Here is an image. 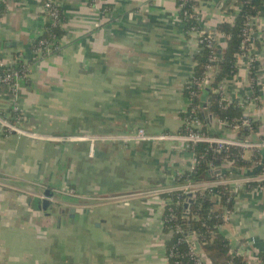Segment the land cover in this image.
Here are the masks:
<instances>
[{
    "label": "crops",
    "instance_id": "obj_1",
    "mask_svg": "<svg viewBox=\"0 0 264 264\" xmlns=\"http://www.w3.org/2000/svg\"><path fill=\"white\" fill-rule=\"evenodd\" d=\"M44 1H5L0 58L29 65L19 89L26 129L89 139L36 141L9 135L0 124V264H167L166 201L135 194L173 186L177 174L190 171L193 155L180 140L112 137L140 129L151 136L180 134L199 35L186 31L176 0H58L61 50L34 60L33 44L49 24ZM227 1L196 0L200 26L216 31L235 19L237 6ZM255 31L249 58L240 55L237 72L222 82L227 101L259 125L246 139L251 143L264 140V3ZM217 38L224 46L225 38ZM250 57L259 64L257 100ZM10 103L9 89L0 88V115L7 119ZM208 124L210 137L242 141L239 131L216 118ZM255 151L264 159V149ZM255 151L244 150L243 159L252 162ZM262 166L235 167L233 176L251 181L235 194L232 219L221 230L248 264L264 254V188L252 186ZM68 188L75 198L61 206L54 200L43 211L45 191L58 199L56 193Z\"/></svg>",
    "mask_w": 264,
    "mask_h": 264
},
{
    "label": "trees",
    "instance_id": "obj_2",
    "mask_svg": "<svg viewBox=\"0 0 264 264\" xmlns=\"http://www.w3.org/2000/svg\"><path fill=\"white\" fill-rule=\"evenodd\" d=\"M6 0H0V17L6 10ZM177 1V6L179 7L180 0ZM45 3V1H44ZM43 3V5H44ZM264 0H229L226 5H234L240 7L241 10L237 12L234 22L224 21L218 25L216 29V36H224L226 43L224 46L218 40V49L216 50L217 61L213 63L214 66V77L208 87L204 90H198L195 87L189 88L187 84L185 88V96L191 101L190 107L187 112L182 116L183 120L189 122L190 117H197L202 123V132L206 133L208 136H214L209 130L208 119L209 117H214L220 122L224 123L228 128H234L235 125H239V136L242 141H246L247 137L252 135L259 129V125L256 121L250 118L251 125L249 128L242 125L245 119L244 110L242 106L238 103H220L222 95V82L225 78L234 76L237 72V60L238 57L244 52L242 50V42L245 39L242 33L243 27L247 23L251 22L250 19H256L258 17L260 8ZM91 4V3H90ZM198 3L194 0L189 5L185 7V10H191V6ZM61 14L62 22L64 20L62 16L61 7L58 9ZM180 18L186 25V31L189 32L191 28L196 27L199 29H204L200 26L197 17L192 19H185L183 16V11L179 10ZM45 15V14H44ZM46 16V15H45ZM63 37L61 27L52 28L50 24H47V30H45L42 37H40L33 46L37 45L42 39H47L53 42L55 39L59 40ZM218 39V38H217ZM199 52L194 58V75L197 78L201 76L207 69L209 65V54L210 51L201 44ZM59 52V51H58ZM57 52V53H58ZM259 64L254 60L250 67V78L252 80L253 94L252 98L258 99L260 95V87L256 81V72L258 71ZM1 73V72H0ZM191 80V79H190ZM190 82V81H189ZM188 82V83H189ZM195 91V95L192 96L191 92ZM206 104L205 106L203 104ZM195 108V114H192V110ZM12 118V113L10 112ZM185 132V125H183L180 133ZM189 151L196 155L199 159L193 173L186 171L180 173L177 178L180 184H184L187 181L192 183L201 182H214L222 177V173L218 169L211 167L210 163H213L216 167H221L225 162H231L234 167H257L260 163H263L262 168L259 170L261 175L264 171V159L259 152H254V157L252 162H247L243 159V150L239 148H232L230 151L223 149L217 153L214 157L212 151H210L209 146L205 143L198 144ZM206 155V157H205ZM254 187L264 188V181L252 184ZM221 197V210L218 213H210L212 208V203L209 197L204 199H199L194 201L188 207L189 214L186 218L182 219L183 212L187 205L185 202L187 196L180 195L179 193H174L170 196H164V199L171 198L176 202L180 201V205H174L178 217L179 223L185 224L192 231H197L200 233L206 241L202 246L203 254L210 264H247V260L243 256H232L230 241L219 229L222 224V220L218 215H221L225 209L230 211L234 210L235 207V197L231 193L229 187H219L218 188ZM167 214V212H165ZM197 216L199 219H195ZM178 236L174 239L169 240L166 243L167 251L170 250L177 243ZM179 250L184 254L188 251L186 244H181L177 246ZM259 260L264 264V254H260ZM182 264H194L189 259H183Z\"/></svg>",
    "mask_w": 264,
    "mask_h": 264
},
{
    "label": "built area",
    "instance_id": "obj_3",
    "mask_svg": "<svg viewBox=\"0 0 264 264\" xmlns=\"http://www.w3.org/2000/svg\"><path fill=\"white\" fill-rule=\"evenodd\" d=\"M98 0H90L91 5H96ZM194 0H180L178 9L183 11V16L185 19L196 18L197 16V5L193 4L191 10H185V7L189 5ZM196 1V0H195ZM60 8L58 0H45V3L42 7L44 17L47 19L48 23L52 28L62 27V18L58 9ZM238 12L241 10L240 7H237ZM235 19H232L231 22H234ZM255 20L250 19L251 22L247 23L242 29L243 36L245 39L242 42V50L244 51L241 55L245 58L248 56V46L254 41L256 35L255 31ZM189 32H196L199 35V46L204 44L205 47L210 51L209 54V65L207 66L206 71L199 77H192L188 83V87H195L198 90H204L208 87L210 82L214 77V66L213 63L217 61L216 50L218 49V39L215 35L211 34L205 29H199L196 27L191 28ZM224 37V36H223ZM61 50V39L54 40L53 42L42 39L38 42L37 45L32 47V55L34 60H38L40 57L50 56L57 53ZM249 58V56H248ZM249 60V59H248ZM255 58L250 57V65L254 62ZM251 67V66H250ZM0 88L7 87L10 93V112L12 113V118L9 119L2 117L0 115V124L6 129L7 134H16L18 136L28 137L32 140H52L56 142H76L89 139L88 137L79 136V137H45L39 135L38 133L32 132L24 127L26 122V117L22 108L19 104V89L20 82L24 79H27L29 76V65L25 64L22 61L16 62H6L0 58ZM222 89V87H221ZM195 91H192V96L195 95ZM220 103H229L224 96L223 89L220 99ZM192 114H195V108L191 109ZM190 121H184L185 132L180 133L179 135H169L164 134L160 136H151L146 133L144 129L138 130L136 133L125 135V136H114L113 140L123 141V142H157V141H168V140H180L185 142L187 149H191L194 146L205 143L209 146L210 151L213 152L214 157L223 149L230 151L232 148H239L241 150H260L264 149V140L259 143H251L248 141H238V140H226L218 139L208 136L206 133L202 132V123L197 117H190ZM242 125L249 128L251 125V120L249 117H245L242 122ZM240 126L235 125L233 130L239 131ZM105 137H100L98 139H104ZM193 163L190 169V172L193 173L199 159L193 154ZM206 157V155H205ZM243 157V154H242ZM211 167L218 169L222 173V177L214 182H201V183H192L187 181L184 184H180L176 177L180 174H177L175 177V182L173 186L161 188L157 191L150 192V195L153 196H170L174 193H179L180 195L187 196L186 204L187 207L183 212L182 219L186 218L189 214L188 207L194 201L199 199H204L209 197L212 203V208L210 213H218L221 210V197L218 188L219 187H229L231 193L234 195L244 188L250 180L239 179L235 176L234 165L229 161L225 162L221 167H216L213 163H210ZM223 167H227V172ZM258 182L264 181V171L261 175L256 178ZM72 196H76L75 192L70 193ZM149 194V193H148ZM166 201V209L164 211L162 225L164 231L167 233L169 240L178 236L177 243L167 252V264H182L183 259H189L194 264H210L203 254L202 246L204 245L206 239L197 231H192L186 227V223H179L178 214L173 208L174 205H180V201L174 202L173 199L168 198ZM167 212V214H165ZM233 211L225 209L221 215H218L222 220V224L219 226V229H222L225 225L230 223L232 219ZM195 219H199L195 216ZM181 244H186L188 251L182 253L177 246ZM232 256H237L234 252H230ZM245 258V257H244ZM246 259V258H245ZM247 260V259H246ZM248 264V263H247ZM256 264H262L259 260Z\"/></svg>",
    "mask_w": 264,
    "mask_h": 264
},
{
    "label": "rangeland",
    "instance_id": "obj_4",
    "mask_svg": "<svg viewBox=\"0 0 264 264\" xmlns=\"http://www.w3.org/2000/svg\"><path fill=\"white\" fill-rule=\"evenodd\" d=\"M73 191V189H70V188H68V189H66V190H63V191H60V192H58V193H56V195H57V198L58 199H55V203L58 205V206H61V204H63L64 202H65V200H68V199H70V198H72L73 196L70 194L71 192ZM137 194V193H136ZM135 194V196L136 197H138V196H144V195H147V196H149V198H151L152 199V197H154V198H159L160 197V195L159 196H153L152 194L150 195V193L148 194L147 192L145 193V192H139L138 193V195H136ZM152 196V197H151ZM69 197V198H68ZM73 198H75V197H73ZM120 197H118V199H119ZM117 199V197H115L114 199H112V200H116ZM91 201H93L94 203L96 202V203H98V202H102L103 201V199L101 200V199H96L95 201L94 200H91ZM65 204V203H64Z\"/></svg>",
    "mask_w": 264,
    "mask_h": 264
},
{
    "label": "water",
    "instance_id": "obj_5",
    "mask_svg": "<svg viewBox=\"0 0 264 264\" xmlns=\"http://www.w3.org/2000/svg\"><path fill=\"white\" fill-rule=\"evenodd\" d=\"M208 32H210L211 34L215 35L216 31L215 30H209ZM204 106L206 105L205 103L203 104ZM213 117H211L209 119V121L212 120ZM208 121V122H209ZM54 200H55V192H52L50 190L45 191L43 199H42V209L43 211L47 212L50 207H52V205L54 204ZM187 207V205H185ZM62 212H65V207H62ZM71 212L74 213L75 209H71Z\"/></svg>",
    "mask_w": 264,
    "mask_h": 264
}]
</instances>
